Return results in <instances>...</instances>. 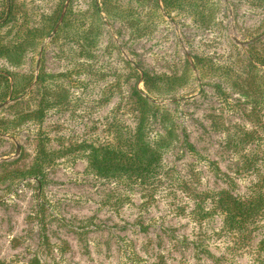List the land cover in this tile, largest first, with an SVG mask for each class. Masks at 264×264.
<instances>
[{"label":"rangeland","instance_id":"1","mask_svg":"<svg viewBox=\"0 0 264 264\" xmlns=\"http://www.w3.org/2000/svg\"><path fill=\"white\" fill-rule=\"evenodd\" d=\"M172 1L167 14L161 0H111L110 18L97 0L101 25L94 18V0H9L12 11L5 17L8 6L0 0V43L7 45L29 29L44 28L60 12L54 30L21 64L0 53V76L11 88L25 85V77L33 79L18 99L5 96L0 81V101L5 98L0 120L36 110L40 72L59 76L42 89L52 90L56 103L46 104L42 122L27 119L7 134L0 132V264H250L222 232L221 217L198 223L190 216L193 203L180 193L174 199L163 188L150 196L144 186L97 178L88 173L79 147L107 139L105 126L114 117L135 127L130 96L135 86L145 91L144 73L177 78L155 101L170 112L181 136L164 162L199 191L230 189L233 182L234 193H247L254 178L240 173L244 152L238 141L243 131H255L260 145L245 154L264 151V129L249 118L259 112L255 93L244 88L251 61L264 57V9L248 0ZM201 7L208 16H200ZM65 15L67 25L54 38ZM88 28L99 40L86 56L81 47ZM257 38L244 46L235 41ZM194 58L230 70L202 79ZM159 132L164 130L155 126L152 138ZM41 138L53 153L42 187L26 175ZM185 138L206 160L186 149Z\"/></svg>","mask_w":264,"mask_h":264},{"label":"trees","instance_id":"2","mask_svg":"<svg viewBox=\"0 0 264 264\" xmlns=\"http://www.w3.org/2000/svg\"><path fill=\"white\" fill-rule=\"evenodd\" d=\"M252 6L264 9V0H248ZM164 10L170 14L173 9L172 0H161ZM8 9L6 13H11L12 5L9 0H5ZM157 8H159V5ZM195 9L193 2L188 3ZM102 7L108 17L111 18L115 7L112 6L111 0H102ZM94 18L99 19L101 23L100 11L101 7L97 0L93 3ZM157 9V10H158ZM201 17L208 16L209 11L201 7ZM60 12L50 17L49 24L41 29H29L24 35L16 37L10 45L0 43V53L5 54L14 64H21L28 51L36 50L41 42L49 36L54 30ZM204 23L210 24L208 18L202 19ZM67 25V15L64 22L59 28L56 36L65 29ZM46 28H49L46 30ZM85 34L86 40L84 47H81L84 55L93 51L99 37L92 33L90 28ZM89 34V36H88ZM92 39V40H91ZM87 56V55H86ZM257 65L262 66L261 69ZM189 73L192 72L191 65L187 61ZM194 67L200 72L203 79L206 74L215 76L220 72H228L230 69L225 67H216L212 62L203 58H194ZM264 57H254L247 69V84L244 86L246 92L255 93L254 102L259 108V112L249 115L250 121L258 124L264 129L263 117L264 113ZM140 76V75H139ZM59 76L47 75L39 73L37 84L40 85L38 93L40 102L35 111L28 113H20L13 120H0V132L7 134L13 128H16L21 122L30 119L36 122H42L46 112V104L50 107L56 106L53 101L52 90L49 92L42 91L46 88L49 79L57 81ZM140 77H138L139 79ZM33 79L25 77L23 79L25 85L14 83L12 88L8 79L0 76V81L4 85L5 96L13 95L20 98ZM52 81V82H53ZM178 79H163L161 77L152 76L144 73L143 84L145 91L138 87H134L131 92L132 103L129 106V113L133 116L136 125L133 129L123 124L117 117L109 119L106 123L104 132L108 138L103 141L91 143H83L79 145L85 157L88 160V173L97 178L109 181H115L128 188L135 186H144L151 189L150 196L157 194L161 189L169 190V194L174 199L182 196L189 198L193 203L190 216L193 221L202 223L211 220L216 216L222 219V232L231 240L238 252L250 257V264H264V151L259 149L248 154V148L257 143L260 145V136L255 131H243L239 138V145L244 152L241 157L240 173L243 177L254 178L245 195L234 193L236 185L232 182L230 189H213L208 191H199L194 187V183L181 177L177 169L168 167L164 162L167 153L174 150L181 136L178 132V126L174 122L172 115L165 106H159L155 103L157 99L164 96L166 85L177 83ZM262 81V82H261ZM49 84V83H48ZM243 88V91H244ZM254 91H253V90ZM35 91H31L34 93ZM47 97L48 101H47ZM5 98L0 101V104ZM258 122V123H257ZM160 126L164 133H157L152 138V132L155 126ZM45 141L41 138L39 150L36 160L26 175L34 176L40 187L43 186L45 179V168L52 164L51 156L53 153L46 150ZM186 149L198 160H206L201 157L196 149L188 142L187 138L182 140ZM260 148V147H259ZM215 171L214 162L208 163ZM9 165V163H6ZM24 178L26 175L21 174ZM167 182V186H165ZM31 264H40L33 261Z\"/></svg>","mask_w":264,"mask_h":264},{"label":"water","instance_id":"3","mask_svg":"<svg viewBox=\"0 0 264 264\" xmlns=\"http://www.w3.org/2000/svg\"><path fill=\"white\" fill-rule=\"evenodd\" d=\"M57 28H58V27H57ZM57 28H56V30H57ZM56 30L54 31V33L56 32ZM259 38H260V37H259ZM259 38L255 39L254 41L247 42V43L240 42V41H238V40H235V41H236L237 44L244 46V45H250L252 42L257 41ZM19 150H20V148L18 147V151H19Z\"/></svg>","mask_w":264,"mask_h":264}]
</instances>
